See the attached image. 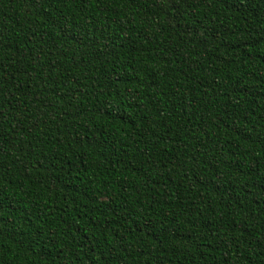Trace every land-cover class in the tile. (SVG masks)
<instances>
[{
  "label": "trees",
  "instance_id": "16d2710c",
  "mask_svg": "<svg viewBox=\"0 0 264 264\" xmlns=\"http://www.w3.org/2000/svg\"><path fill=\"white\" fill-rule=\"evenodd\" d=\"M0 264H264V0H0Z\"/></svg>",
  "mask_w": 264,
  "mask_h": 264
}]
</instances>
